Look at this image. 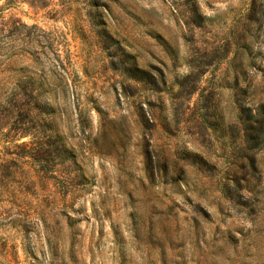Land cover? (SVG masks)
I'll use <instances>...</instances> for the list:
<instances>
[{
    "label": "rangeland",
    "instance_id": "rangeland-1",
    "mask_svg": "<svg viewBox=\"0 0 264 264\" xmlns=\"http://www.w3.org/2000/svg\"><path fill=\"white\" fill-rule=\"evenodd\" d=\"M262 109L264 0H0V264H264Z\"/></svg>",
    "mask_w": 264,
    "mask_h": 264
},
{
    "label": "trees",
    "instance_id": "trees-1",
    "mask_svg": "<svg viewBox=\"0 0 264 264\" xmlns=\"http://www.w3.org/2000/svg\"><path fill=\"white\" fill-rule=\"evenodd\" d=\"M263 111V112H262ZM257 116L258 115H262V116H264V109H262L260 112H257V114H256ZM257 132H258V134H257V137H255V138H252L251 137V139H255V140H260L258 143L259 144H263L264 143V136H262V135H264V129L262 128V126L260 127V129H257ZM262 137V138H261ZM245 138H247L246 136H245ZM33 160H36L37 158H35L34 156H32L31 157Z\"/></svg>",
    "mask_w": 264,
    "mask_h": 264
}]
</instances>
